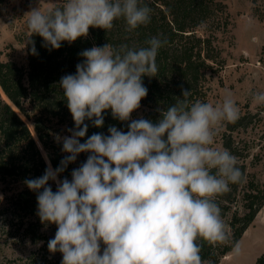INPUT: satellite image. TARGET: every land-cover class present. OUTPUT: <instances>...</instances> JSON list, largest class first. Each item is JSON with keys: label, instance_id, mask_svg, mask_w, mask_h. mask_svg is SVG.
<instances>
[{"label": "clouds", "instance_id": "obj_1", "mask_svg": "<svg viewBox=\"0 0 264 264\" xmlns=\"http://www.w3.org/2000/svg\"><path fill=\"white\" fill-rule=\"evenodd\" d=\"M151 11L141 0H63L47 10L34 7L26 13L27 44L35 55L31 37L38 35L44 46L59 49L64 41L86 37L90 28L110 31L117 20L133 32L150 22ZM166 43L153 36L142 47L93 46L79 54L84 59L75 74L59 81L75 124L71 135L57 137L68 155L56 169L49 164L42 176L24 183L37 193L41 223L57 226L47 246L62 254L61 264H206L198 240L229 242L215 197L244 174L235 155L212 145L222 122L239 119L230 92L214 105L193 102L191 90L182 89V98L161 110L157 122L131 120L127 132L110 126L109 135L94 133L80 142L88 132L85 121L102 127L106 110L122 122L131 119L148 94L143 77H156L157 55ZM253 101L264 103V91L254 93ZM80 153L90 155L72 170L71 180L58 179ZM232 251L240 253L238 242Z\"/></svg>", "mask_w": 264, "mask_h": 264}, {"label": "trees", "instance_id": "obj_2", "mask_svg": "<svg viewBox=\"0 0 264 264\" xmlns=\"http://www.w3.org/2000/svg\"><path fill=\"white\" fill-rule=\"evenodd\" d=\"M213 1L141 0L152 10L151 20L146 26L128 32L124 21L117 20L112 30L90 28L86 37H80L72 43L64 41L59 49L44 46L43 38L33 35L31 39L34 41L36 54L31 53L33 45L28 44L31 67L29 88L15 64L0 61V87L9 100L5 101L0 92V180L18 179L24 182L26 179L42 176L49 166L38 148L32 130L19 113L32 121L34 133L46 151L52 169L60 166L62 160L60 146L52 140L47 124L57 120L60 124L75 128L59 81L65 75L75 74L76 65L82 63L84 59L79 54L93 46L109 43L113 47L122 44L142 47L146 46L145 41L153 36L167 41L157 55L156 77H143L148 94L141 100L140 108L131 114V119L122 122L114 119L111 111L106 110L103 113L102 127L97 128L92 121H85L88 124V132L81 138V143L94 133L109 135L110 126L127 132L131 120L144 118L157 122L161 110H166L174 104L175 98H182V89L191 90L192 95L189 97L191 101L208 102L205 91L206 71L212 63L217 62L218 57L212 49V42L195 36V31L190 30L188 25L197 20L205 22L215 18ZM219 20L218 18V22ZM30 96L34 101L33 113L26 108V101ZM247 124L244 118L238 119L234 123H229L228 129L235 131L246 127ZM225 144L227 149L231 148L229 141ZM237 166L244 174L242 181L230 184L229 191L215 197L222 218L232 213L229 223L231 238L228 245L198 240V243L202 244L201 257L206 264H221V258L232 251L233 245L242 239L264 207V185L259 186L253 181L247 182L246 166L244 164ZM67 174L68 170L65 169L59 177L63 179ZM246 182L245 188L243 184ZM239 196L243 200V212L233 210ZM36 197L37 193L26 187L15 198L16 205L26 211L25 216L33 219L27 231L32 230L35 225L42 224L37 215ZM103 247L101 244V252ZM256 264H264V254L257 259Z\"/></svg>", "mask_w": 264, "mask_h": 264}, {"label": "rangeland", "instance_id": "obj_3", "mask_svg": "<svg viewBox=\"0 0 264 264\" xmlns=\"http://www.w3.org/2000/svg\"><path fill=\"white\" fill-rule=\"evenodd\" d=\"M153 0H151L152 2ZM63 0H0V61L15 64L21 72L25 85L29 88L31 72L28 54L29 32L27 15L32 8L42 10L54 8ZM214 17L205 22H190L188 27L195 36L212 42V49L218 57L216 63L206 71L205 91L208 102L222 103L224 96L231 93L240 110L239 119L244 118L246 127L235 131L228 129L229 122H222L217 128L212 147L227 149L238 159V164L246 166L247 182L264 185V103L253 101V94L264 91V0H214ZM221 3V4H220ZM218 18L220 19L218 22ZM221 22V23H220ZM27 44V45H26ZM204 55V54H203ZM2 98L9 102L0 87ZM26 108L33 113L34 101L31 96ZM33 132L44 159L49 165L47 153L34 133L33 123L21 113ZM52 140L60 146L62 159L68 155L62 151V139L71 135L72 129L57 120L48 122ZM89 153H80L75 162L68 164V174L86 162ZM58 179H61L58 177ZM247 182L244 185L246 188ZM52 190L57 184L50 181ZM18 179L0 180V264H61L62 254L51 253L48 241L55 236L56 225L39 224L27 231L32 218L15 203L17 194L26 188ZM243 212V200L239 196L233 210ZM228 213L222 219L231 238ZM240 244V253L231 251L221 258V264H256L264 254V207L253 224L246 230ZM227 245L229 243H226ZM222 245V244H220Z\"/></svg>", "mask_w": 264, "mask_h": 264}]
</instances>
